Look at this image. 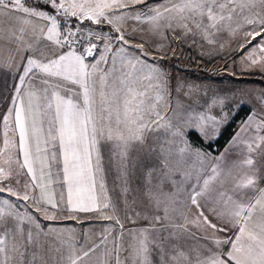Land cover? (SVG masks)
I'll return each instance as SVG.
<instances>
[{"label":"snow or ice","instance_id":"6c2138e0","mask_svg":"<svg viewBox=\"0 0 264 264\" xmlns=\"http://www.w3.org/2000/svg\"><path fill=\"white\" fill-rule=\"evenodd\" d=\"M28 2L0 0V17L9 25L0 27V41L21 53L15 65V56L0 64L9 72L14 67L19 81L2 116L0 264H264V93L233 137V146L243 145L242 159L229 162L228 150L212 156L190 137L195 132L215 139L227 114L218 120L192 114L179 99L173 104L167 74L147 63L144 43L132 44L124 28L128 20L148 23L156 35L163 37L161 29H167L176 38L191 36L195 43L198 37L220 49L221 37L239 35L234 51L241 53L243 67L264 72V0ZM61 17L76 22L67 27ZM84 21L110 27L86 30ZM45 40L50 44L42 45ZM165 47L157 45L162 56ZM224 102L217 98L213 104ZM244 104L236 101V107ZM108 145L127 220L149 225L128 229L125 244L117 216L118 234L107 230L98 242L85 239L77 247L74 231L46 228L40 217L55 221L57 211L115 210L103 176L102 150ZM52 162L67 186L66 200L61 193L59 202L50 191ZM14 163L26 171L14 172ZM136 170L142 198L129 201ZM21 174L30 179L21 183Z\"/></svg>","mask_w":264,"mask_h":264},{"label":"rangeland","instance_id":"374dc122","mask_svg":"<svg viewBox=\"0 0 264 264\" xmlns=\"http://www.w3.org/2000/svg\"><path fill=\"white\" fill-rule=\"evenodd\" d=\"M150 3L157 4L162 0H149ZM34 5L32 0L27 3ZM35 6V5H34ZM137 9L143 8L142 5H137ZM62 23L67 27H72L75 19L66 18L61 19ZM86 30L89 28L97 32H107L110 26L107 25H94L87 21L83 22ZM164 21H161L163 24ZM124 28L127 33L131 34L130 39L132 44L144 43L145 51L149 53L147 63L150 65L158 66L168 76V86L170 90V99L173 104L179 99L191 113L194 115L204 114L205 116H214L218 120L227 114V122L221 124L219 132L224 126L232 123L229 127L231 134L225 144L218 150L213 147L211 150L203 147L199 143H193L205 152L211 153L212 156H219L221 153L227 151V158L229 162L242 159L243 157V145L233 146L232 140L241 122L247 119L250 107L257 106V97L264 93V72L259 67L244 68L241 60V53L234 51L237 48V44L242 42L241 37L238 35L236 38H227L226 36L220 38V42L225 43L223 49L219 48V45L212 47L205 41L195 38V43L191 36L184 39L176 38V34L167 29H161L164 32V36H159L151 31V25L148 23H138L134 20H128L124 24ZM136 29L133 33V29ZM179 31V30H177ZM164 44L166 47L164 51L167 55H163L157 51V45ZM102 47V45H101ZM171 49L172 51H168ZM130 51H135L134 48H130ZM246 51V50H245ZM11 87H5L4 98L0 103V148L3 147V121L2 116L11 106V97L15 95L13 85H18V79L11 78ZM177 88L179 91L177 92ZM191 92L189 95L185 93ZM9 90L8 94L6 92ZM217 98H224V104H213V101ZM244 101L245 104L242 107H236V101ZM238 114V118L235 115ZM206 127L208 131H211V122H207ZM264 134V133H262ZM249 134L246 133L245 137ZM201 138V137H200ZM18 140V136H17ZM203 143L211 142L214 139L208 140L201 138ZM103 156V176L105 184L106 195L110 198L115 210L103 209V211L92 212H77L70 214L67 211H57L59 217L55 221L45 220L40 217V222L43 226L54 227L57 229L70 230L75 233V240L79 244L84 243L85 239L99 240L101 234L106 233L107 230L113 231L118 234V226L115 224V217H119L124 224L130 225L131 229L148 227L149 221L145 219L136 220L135 223L127 220L128 210L125 207L124 196L121 191V181L117 179V172L114 166H110L109 159L111 156V145H108L102 150ZM132 158L135 160L137 153L135 150L131 153ZM6 157H0V163H3V159ZM22 160V156L20 157ZM14 172H21L26 170H20L16 164L12 165ZM37 176L40 175V164H36ZM47 173V169L45 170ZM60 169L55 162L51 163L52 176L50 178V191H54L57 201L59 202V195H61L62 189L65 190L66 185L58 177ZM21 183L30 179L23 174L19 177ZM46 182H48L46 180ZM13 186L15 180L12 181ZM130 188L132 191L128 194L129 201L135 195L139 201L142 198V182L141 173L136 170L130 177ZM141 189V191H137ZM98 197L103 196L99 185H97ZM7 195L6 193L4 194ZM15 199V198H13ZM24 203V202H20ZM30 203V202H29ZM63 204V205H62ZM64 203H60V208H64ZM24 211L23 208L20 209ZM62 212V214H61ZM72 215L75 219L70 218ZM112 216L113 219H105L104 216ZM115 227L117 229H115ZM196 243L190 241V244ZM97 249V254L102 250ZM107 247L111 248V238Z\"/></svg>","mask_w":264,"mask_h":264},{"label":"crops","instance_id":"0c3cea01","mask_svg":"<svg viewBox=\"0 0 264 264\" xmlns=\"http://www.w3.org/2000/svg\"><path fill=\"white\" fill-rule=\"evenodd\" d=\"M26 6L32 7L34 5L26 4ZM69 18L75 19V17H69ZM40 23H42V22H40ZM8 26H9L8 22L5 21L2 17H0V27H8ZM26 39H27V37H26ZM41 43H42V45L43 44H50V42H48L46 40L42 41ZM24 54L26 55L27 53H24ZM20 55H21V53L15 52L14 49L11 48L6 41H0V64H7L9 62V58L11 56H15V61H13V64L15 65V63L19 62ZM14 71H15L14 67H13L12 72H9L7 67L0 68V103L3 101V98H4V89H5V87L6 86L9 87V88L11 87V83H8V82H11V78L13 77ZM8 92H9V90L6 92V95L8 94ZM262 186H264V185H262ZM61 192L63 193V195L65 197V200H66V197H67V186L65 187V190L62 189ZM52 193L55 196L54 191H52ZM59 197H60V195H59ZM56 199H57V197H56ZM63 207L65 208V206H63ZM61 214H62V212H61ZM124 228H125L124 242L126 244L127 243V239H128L127 230L131 229V228H130V225H128V224H124ZM115 229H117V228L115 227ZM192 244L194 245L195 243H192Z\"/></svg>","mask_w":264,"mask_h":264},{"label":"trees","instance_id":"16d2710c","mask_svg":"<svg viewBox=\"0 0 264 264\" xmlns=\"http://www.w3.org/2000/svg\"><path fill=\"white\" fill-rule=\"evenodd\" d=\"M60 19H65V18L61 17ZM238 117H239L238 114H236L235 118H238ZM230 126H232V123H229L226 126H224L222 130L219 132V135L211 142L209 141V142L203 143L201 138L197 136L195 132L192 133L190 138L194 140L195 142L199 143L200 145H202L203 147H206L207 149L211 150L213 147H215L216 150L217 149L219 150L225 144V142L228 140L231 134V130L229 129Z\"/></svg>","mask_w":264,"mask_h":264}]
</instances>
